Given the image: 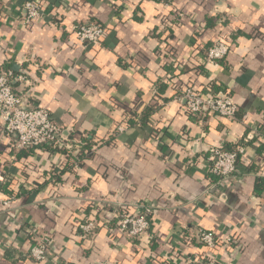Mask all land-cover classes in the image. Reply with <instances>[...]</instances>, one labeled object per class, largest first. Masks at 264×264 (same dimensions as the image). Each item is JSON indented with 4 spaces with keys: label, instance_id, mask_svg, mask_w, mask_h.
<instances>
[{
    "label": "crops",
    "instance_id": "obj_1",
    "mask_svg": "<svg viewBox=\"0 0 264 264\" xmlns=\"http://www.w3.org/2000/svg\"><path fill=\"white\" fill-rule=\"evenodd\" d=\"M24 1L0 0V70L25 74L31 105L94 148L78 165L64 148L20 150L0 120V199L12 200L0 207V264H186L208 251L203 230L235 240L213 251L217 264H264V0H41L48 10L29 24ZM82 21L107 26L101 43L77 40ZM219 38L229 54L205 65ZM190 86L229 92L237 118L200 121ZM238 145L236 174L218 184L208 148ZM117 201L150 219L141 242L117 228ZM33 229L49 239L43 261L30 256Z\"/></svg>",
    "mask_w": 264,
    "mask_h": 264
},
{
    "label": "built area",
    "instance_id": "obj_2",
    "mask_svg": "<svg viewBox=\"0 0 264 264\" xmlns=\"http://www.w3.org/2000/svg\"><path fill=\"white\" fill-rule=\"evenodd\" d=\"M160 1L168 4L173 0ZM22 9L24 10L23 21L25 24H29L32 20L45 15L48 6L41 0H25ZM73 30L77 40L85 46L101 43L107 35V26L97 21L77 22L74 24ZM230 50L231 45L226 39L215 40L207 49L205 65L217 64L227 57ZM25 80V74H17L12 69L0 70V120L4 135L20 150L42 146L62 147L70 151L76 165L80 164L84 159L81 153L82 143H71L63 134V127L51 117L50 111L46 107L31 105L27 95L17 87L18 83ZM208 90V93H202L193 86L187 87L182 95L186 101L187 110L198 117L200 121L208 115L236 119L239 106L231 94L227 91L215 92L210 88ZM134 119L139 121L138 117H134ZM125 129L124 125H119L116 133H122ZM252 133L255 136L263 135L262 131L256 128H253ZM254 135L248 134L246 140L253 138ZM207 151L209 172L218 178V184H223L236 174L244 146L238 145L234 149L211 146ZM11 202V198L0 199V207L8 206ZM116 204L115 215L118 218L116 226L122 236L133 242H141L151 228L150 219L141 212H131L127 205L121 201H117ZM97 226L96 218H91L81 224L86 235L93 233ZM32 235L35 245L30 250V256L37 261H43L49 253V239L38 236L34 229ZM199 239L208 251L205 254L187 257L186 264H217V255L213 251L218 246L228 249L235 241L232 236H229L219 244L216 235L208 230L201 231Z\"/></svg>",
    "mask_w": 264,
    "mask_h": 264
},
{
    "label": "trees",
    "instance_id": "obj_3",
    "mask_svg": "<svg viewBox=\"0 0 264 264\" xmlns=\"http://www.w3.org/2000/svg\"><path fill=\"white\" fill-rule=\"evenodd\" d=\"M192 114V113H191ZM145 115V116H144ZM193 115V114H192ZM149 116V112L148 111H145L143 113V122H145V119ZM195 116V115H193ZM145 118V119H144ZM89 139V138H88ZM58 150H62L63 148L62 147H54ZM94 148V145H93V142H91V140H88V143L84 146V149L81 148V153L82 155H87V153H89L92 149ZM64 150V149H63ZM53 178V177H52ZM58 182V181H57Z\"/></svg>",
    "mask_w": 264,
    "mask_h": 264
}]
</instances>
